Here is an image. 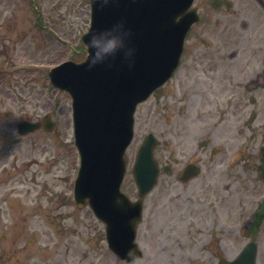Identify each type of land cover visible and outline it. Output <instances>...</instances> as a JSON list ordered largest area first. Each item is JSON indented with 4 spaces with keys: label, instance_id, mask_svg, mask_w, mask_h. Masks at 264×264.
Listing matches in <instances>:
<instances>
[{
    "label": "rangeland",
    "instance_id": "1",
    "mask_svg": "<svg viewBox=\"0 0 264 264\" xmlns=\"http://www.w3.org/2000/svg\"><path fill=\"white\" fill-rule=\"evenodd\" d=\"M230 1H195L202 19L176 73L137 108L123 191L137 198L131 168L149 132L162 170L143 199L141 264H217L249 241L264 264V216L255 219L264 197V0ZM88 26L89 0H0V264H126L108 250L104 225L72 201L71 101L47 76L83 59ZM23 109L32 121L51 113L56 127L17 138ZM187 163L201 172L182 183Z\"/></svg>",
    "mask_w": 264,
    "mask_h": 264
},
{
    "label": "water",
    "instance_id": "2",
    "mask_svg": "<svg viewBox=\"0 0 264 264\" xmlns=\"http://www.w3.org/2000/svg\"><path fill=\"white\" fill-rule=\"evenodd\" d=\"M192 1L91 0V26L83 43L93 31L101 30L96 38L101 43L115 38L120 51L91 68L86 56L82 63L66 62L49 72L52 84L66 90L73 100L75 143L80 153L75 201L79 207L88 201L106 226L109 248L121 259L131 260L128 250L136 249L134 227L141 212V202H130L119 190L133 113L177 66L185 34L198 19L194 10L188 11ZM41 126L49 131L53 124L45 118L23 122L18 130L26 134ZM154 145V138L147 136L136 155L133 174L140 197L152 189L159 173L152 158ZM197 173L189 165L181 179ZM260 213L264 214V200ZM254 258L255 245L250 243L233 262L220 264H254Z\"/></svg>",
    "mask_w": 264,
    "mask_h": 264
},
{
    "label": "clouds",
    "instance_id": "3",
    "mask_svg": "<svg viewBox=\"0 0 264 264\" xmlns=\"http://www.w3.org/2000/svg\"><path fill=\"white\" fill-rule=\"evenodd\" d=\"M104 32H110L111 29H104ZM128 34H131V30H127ZM101 34L100 31H93L88 41L85 43V48L87 49L86 56L88 60L89 68L95 66L97 63L105 61L107 57H114L119 51L120 47L118 46L117 40L115 38H109L106 42L101 43L96 37ZM128 257H131V260H127V264H141V257L137 255V250L130 248L127 253Z\"/></svg>",
    "mask_w": 264,
    "mask_h": 264
},
{
    "label": "bare ground",
    "instance_id": "4",
    "mask_svg": "<svg viewBox=\"0 0 264 264\" xmlns=\"http://www.w3.org/2000/svg\"><path fill=\"white\" fill-rule=\"evenodd\" d=\"M252 85H253V83H252V82H250V83L248 84L249 88H251V87H252Z\"/></svg>",
    "mask_w": 264,
    "mask_h": 264
},
{
    "label": "flooded vegetation",
    "instance_id": "5",
    "mask_svg": "<svg viewBox=\"0 0 264 264\" xmlns=\"http://www.w3.org/2000/svg\"><path fill=\"white\" fill-rule=\"evenodd\" d=\"M24 114H25V115H24L25 118H23V119H24V120H27V118H26V117H27V116H26V113H24Z\"/></svg>",
    "mask_w": 264,
    "mask_h": 264
}]
</instances>
